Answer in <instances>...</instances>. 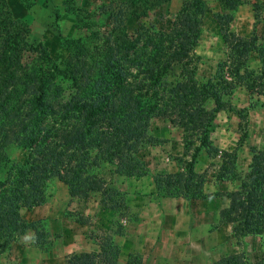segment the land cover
<instances>
[{"label":"trees","instance_id":"1","mask_svg":"<svg viewBox=\"0 0 264 264\" xmlns=\"http://www.w3.org/2000/svg\"><path fill=\"white\" fill-rule=\"evenodd\" d=\"M164 1L126 0L121 3L124 15L119 20L146 17L149 10ZM225 2L229 11L237 5L235 0ZM214 20L228 56L216 65L211 78L197 84L195 94L169 93L167 102L173 123L181 130L184 153H189L192 143L197 145L178 170L152 175L153 190L162 198L207 199L209 195L203 191L205 173L195 172L193 166L198 149L210 156L217 153L208 139L209 124L226 108L224 98L236 88L264 97V40L254 34L242 37L230 32V16L216 15ZM201 22V0H184L167 32L138 25L129 43L120 44L107 37L103 41L101 71L99 67L95 71L80 65L79 73L76 68L66 70L50 63L52 75L30 72L17 91L20 80L5 79L3 72L18 65L23 52L36 51L51 61L44 48L32 47L26 41V26L0 13V256L26 225L20 209L44 204V184L51 178L68 188L99 194V203L106 209L125 210L123 197L106 184L98 171L107 165L111 174L145 176V166L136 157L135 141L138 128L146 127L157 116V107L146 102L144 93L172 65L188 62ZM251 54L256 56L257 70L246 65ZM52 76L64 80L68 89L54 84ZM12 146L28 152L20 165L7 158ZM228 154L220 152V157ZM4 163L9 166L2 173ZM245 178L247 189L233 192L227 205V221L235 239L264 236V133L261 145L250 148ZM66 217L80 226L89 224L87 216L68 212ZM88 239L96 246L95 251L70 254L62 264H118L119 247L110 234L90 232ZM126 264H142L140 256L128 254ZM208 264L264 261L249 262L242 254H229Z\"/></svg>","mask_w":264,"mask_h":264},{"label":"rangeland","instance_id":"2","mask_svg":"<svg viewBox=\"0 0 264 264\" xmlns=\"http://www.w3.org/2000/svg\"><path fill=\"white\" fill-rule=\"evenodd\" d=\"M184 0H165L148 11L146 17L119 20L121 3L126 0H0V13L28 28L26 41L40 45L49 60L36 51H25L18 65L7 67L5 79L15 77L17 91L30 72L48 76L50 63L61 69L91 66L95 71L103 68V41L109 37L116 42L129 43L138 25L167 32ZM226 0H201L202 22L196 45L188 62L174 64L156 85L144 93L147 103L156 105L157 116L146 127L137 131L136 157L144 164L145 176L134 178L111 174L103 165L98 174L112 186L124 200L125 210L112 211L99 203L100 195L87 193L77 187H66L51 178L44 184V204L20 209L25 227L14 235L8 251L0 256V264H62L66 256L87 250L88 234L108 233L120 247L124 231L134 232L148 222L167 230L184 229L179 243L195 251L189 264H205L229 254H242L249 262L264 261V236H244L235 239L227 221V205L232 193L247 189L245 174L250 161V148H258L264 133V97L250 95L236 88L224 98L226 108L217 113L209 124L208 139L217 153L207 155L198 149L194 171L205 173L204 200L185 201L180 198H161L153 190L152 175L178 170L196 148L194 142L189 153L183 151L181 130L174 123L168 105L171 91L197 92V84L214 75L216 65L225 61L228 51L214 20L216 15L230 16L228 30L238 36L254 34L264 40V0H235L234 10L226 9ZM125 10V8H124ZM248 69L257 70L256 56L246 62ZM54 84L68 89L64 80L51 77ZM11 87V86H10ZM9 89V88H8ZM220 152L229 153L220 157ZM28 152L12 146L7 158L15 165L24 162ZM9 166L4 163L5 167ZM123 210V211H122ZM152 211V212H151ZM68 212L89 217V224L80 226L66 215ZM119 230V233L116 231ZM171 232V233H170ZM135 233V232H134ZM178 246V244H175ZM200 251V252H198ZM179 261V260H177Z\"/></svg>","mask_w":264,"mask_h":264},{"label":"crops","instance_id":"3","mask_svg":"<svg viewBox=\"0 0 264 264\" xmlns=\"http://www.w3.org/2000/svg\"><path fill=\"white\" fill-rule=\"evenodd\" d=\"M164 227L160 228L159 225H152L148 222L143 227L136 228L135 233L130 230L124 231V235L119 237L120 247L117 263L126 264L127 255L136 253L140 256L142 264H189V260L195 257V251L192 247L187 246L185 241L183 246L180 245L179 233L181 232V235L184 234V229L181 228L177 231L178 228L174 230L171 227L172 233H170L176 240H173L172 237L169 240L167 238L168 232L164 230ZM175 244H178V246ZM95 250L96 246L89 243L87 250L80 252H92ZM216 259L218 258L205 264L211 263Z\"/></svg>","mask_w":264,"mask_h":264}]
</instances>
